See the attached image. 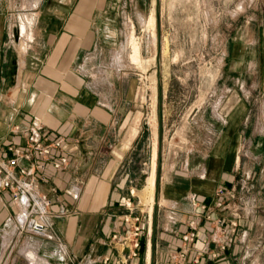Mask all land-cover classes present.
I'll list each match as a JSON object with an SVG mask.
<instances>
[{
  "label": "crops",
  "instance_id": "0c3cea01",
  "mask_svg": "<svg viewBox=\"0 0 264 264\" xmlns=\"http://www.w3.org/2000/svg\"><path fill=\"white\" fill-rule=\"evenodd\" d=\"M209 1L216 33L225 26L221 75L209 93L185 98L183 106L163 101L159 88L158 149L149 166L150 176L157 157L153 212L151 223L143 215L132 258L111 236L123 233L125 201L143 210L138 192L149 177L136 169L137 69L127 41L155 21L153 0H0V159L7 161L8 148L23 144L32 127L62 145L51 150L41 183L52 199L53 238L18 228L0 176V264H167L195 203L212 205L217 190L232 186L228 208L211 214L230 219L239 211L231 246L221 251L229 236L201 219L192 254L205 246L198 264H264V0ZM160 3L157 34L165 41L171 14ZM62 155L68 162L56 170L52 162Z\"/></svg>",
  "mask_w": 264,
  "mask_h": 264
},
{
  "label": "rangeland",
  "instance_id": "374dc122",
  "mask_svg": "<svg viewBox=\"0 0 264 264\" xmlns=\"http://www.w3.org/2000/svg\"><path fill=\"white\" fill-rule=\"evenodd\" d=\"M160 1L153 0L155 21L153 18L146 26L136 29L130 44L127 41L128 54L132 55V65L133 67L136 66L137 69L134 73L136 79L134 96L137 101L136 118L141 128V138H139V151L137 153L140 166L136 169L137 173H140L141 170L147 172V174H143V178L148 177L150 173L151 151L157 153L158 149L159 88H161V95L165 97L163 101L178 102L180 106H183V102L186 101L185 98L206 95L211 90L209 82L217 75L218 77L221 75L219 70L225 50V40L222 33L225 31V26L221 28L219 33H216L215 25L211 24L209 20L211 10L216 11V5L212 8L209 0H165L166 11L171 14V23L170 25L164 24L168 39L165 41L161 39L160 57L157 65L155 59L158 52L156 12L159 15L162 13ZM233 10L236 12V7ZM160 24L162 26V21ZM22 25L27 28L25 21ZM150 28H152V34L156 33L157 40L151 35ZM160 29L162 30V27ZM235 69L239 70L240 66L238 65ZM234 73L236 72H232L230 77ZM253 77L252 75L251 79ZM167 122L166 120L165 132L169 128ZM182 132H186V129L182 128ZM166 134L163 138L168 139ZM178 138L187 141L193 137L181 135ZM143 164L148 165L147 169ZM157 164L158 158L156 157L152 166L154 173V166ZM144 186L146 188L138 192V197L143 204L141 205L142 209L153 202L155 178L152 188L149 187L148 179ZM236 212L240 223L239 211L236 210ZM202 221L207 222L203 218ZM238 230L239 224L236 235ZM251 234L254 236L256 232Z\"/></svg>",
  "mask_w": 264,
  "mask_h": 264
},
{
  "label": "built area",
  "instance_id": "2783aa9c",
  "mask_svg": "<svg viewBox=\"0 0 264 264\" xmlns=\"http://www.w3.org/2000/svg\"><path fill=\"white\" fill-rule=\"evenodd\" d=\"M17 131L18 128H15ZM60 141L47 142V137L40 135L34 127L29 128L26 140L18 146H10L8 151L11 157L7 161L0 159V176H3L1 187L7 190L11 201L16 205L17 212L15 215L16 225L22 231H28L32 234L42 237L53 238L54 231L50 221L51 214L49 207L52 199L48 193L41 188V183L46 181L45 168L46 162L49 161L52 149H61ZM36 156V157H35ZM32 161L30 168L20 165L21 161ZM68 162L67 156H60L52 162L54 169L58 170ZM235 186L228 190L219 189L213 196V204L195 203L196 210L193 218L188 223V230L178 239L179 249L172 253L167 264H198L200 258L206 253V247L203 246L193 252V244L197 239L198 226L203 218L213 224L214 228L219 230L221 235H228L229 238L220 244L221 251L229 248L236 236V230L239 224V216L236 209L231 211V218L226 219L223 216L211 218L214 210L227 209L228 199H233ZM131 195L133 193L131 192ZM126 213L123 215L124 230L121 235L113 234L111 242L119 245L123 250H127L128 257H137L143 232V215L151 220L153 212V202L149 206H144L143 210L136 213V207L132 201L127 200L124 203ZM151 223V222H150ZM149 223V224H150ZM148 224V225H149ZM215 242V239H211ZM217 254H212V258Z\"/></svg>",
  "mask_w": 264,
  "mask_h": 264
},
{
  "label": "bare ground",
  "instance_id": "6f19581e",
  "mask_svg": "<svg viewBox=\"0 0 264 264\" xmlns=\"http://www.w3.org/2000/svg\"><path fill=\"white\" fill-rule=\"evenodd\" d=\"M23 24V23H22ZM22 34L23 35H25L26 37L28 36V34H27V28L26 27H24L23 25H22ZM30 34V33H29ZM31 35V34H30ZM151 35H153V34H151ZM154 36H155V33H154ZM153 36V37H154ZM156 38V37H155ZM25 45V44H24ZM24 45L23 44H21L20 45V51L22 52V51H24ZM133 45V44H132ZM156 59V58H155ZM154 59V60H155ZM153 164H154V162H153ZM155 167V166H154ZM155 169V168H154ZM154 178H155V173H154V170L152 171V173H151V175L149 176V178H148V183H149V187H151L152 188V186L154 185ZM29 255V254H28ZM32 255V254H31Z\"/></svg>",
  "mask_w": 264,
  "mask_h": 264
},
{
  "label": "water",
  "instance_id": "95a60500",
  "mask_svg": "<svg viewBox=\"0 0 264 264\" xmlns=\"http://www.w3.org/2000/svg\"><path fill=\"white\" fill-rule=\"evenodd\" d=\"M156 22H157V27L158 29H160V15L158 12H156ZM160 48H161V37L160 34L158 35V52L156 55V61H157V65L159 62V57H160Z\"/></svg>",
  "mask_w": 264,
  "mask_h": 264
}]
</instances>
